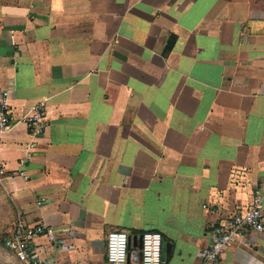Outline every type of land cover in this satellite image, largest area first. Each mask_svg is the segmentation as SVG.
I'll use <instances>...</instances> for the list:
<instances>
[{
  "label": "crops",
  "instance_id": "obj_1",
  "mask_svg": "<svg viewBox=\"0 0 264 264\" xmlns=\"http://www.w3.org/2000/svg\"><path fill=\"white\" fill-rule=\"evenodd\" d=\"M2 92L0 195L54 230L40 264H107L111 231L206 264L210 228L264 181V0H0ZM215 264H264V233Z\"/></svg>",
  "mask_w": 264,
  "mask_h": 264
},
{
  "label": "built area",
  "instance_id": "obj_2",
  "mask_svg": "<svg viewBox=\"0 0 264 264\" xmlns=\"http://www.w3.org/2000/svg\"><path fill=\"white\" fill-rule=\"evenodd\" d=\"M44 113V107L37 105L21 119V122L30 128L32 134H41L46 127ZM10 128L8 94L2 92L0 95V135ZM2 175H4V170L0 167V176ZM263 195L264 181L254 189L251 203L245 211L232 216L225 223L210 228L208 232L210 243L203 251L206 264L218 262L227 248L236 243H242L248 233H264ZM40 237L54 241V230L46 225H29L19 219L4 239V247L20 264H40L36 260L37 253L33 245L34 239ZM128 237L121 231H111L107 234L105 255L107 264H127ZM140 264H164L163 240L160 233L152 231L141 234Z\"/></svg>",
  "mask_w": 264,
  "mask_h": 264
},
{
  "label": "rangeland",
  "instance_id": "obj_3",
  "mask_svg": "<svg viewBox=\"0 0 264 264\" xmlns=\"http://www.w3.org/2000/svg\"><path fill=\"white\" fill-rule=\"evenodd\" d=\"M15 222L10 205L4 197L0 195V264H20L12 255L4 250L1 244Z\"/></svg>",
  "mask_w": 264,
  "mask_h": 264
},
{
  "label": "water",
  "instance_id": "obj_4",
  "mask_svg": "<svg viewBox=\"0 0 264 264\" xmlns=\"http://www.w3.org/2000/svg\"><path fill=\"white\" fill-rule=\"evenodd\" d=\"M128 238L129 239H128L127 264H128V259L130 258V250L132 248L137 250L136 256L140 263L141 235L135 237H128ZM163 250H164V258L167 260L171 253V246L168 243H165L163 246Z\"/></svg>",
  "mask_w": 264,
  "mask_h": 264
},
{
  "label": "trees",
  "instance_id": "obj_5",
  "mask_svg": "<svg viewBox=\"0 0 264 264\" xmlns=\"http://www.w3.org/2000/svg\"><path fill=\"white\" fill-rule=\"evenodd\" d=\"M2 244V246H3V248H4V250L6 251V252H8L10 255H12L7 249H5V247H4V241L1 243ZM13 256V255H12ZM14 258V257H13ZM15 259V258H14ZM16 260V259H15ZM17 261V260H16Z\"/></svg>",
  "mask_w": 264,
  "mask_h": 264
}]
</instances>
